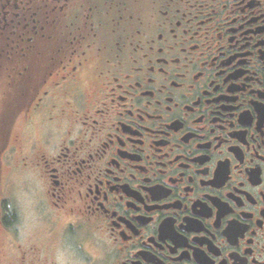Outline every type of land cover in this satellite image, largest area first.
Segmentation results:
<instances>
[{
    "label": "flooded vegetation",
    "instance_id": "af4514ba",
    "mask_svg": "<svg viewBox=\"0 0 264 264\" xmlns=\"http://www.w3.org/2000/svg\"><path fill=\"white\" fill-rule=\"evenodd\" d=\"M0 264H264V0H0Z\"/></svg>",
    "mask_w": 264,
    "mask_h": 264
},
{
    "label": "rangeland",
    "instance_id": "374dc122",
    "mask_svg": "<svg viewBox=\"0 0 264 264\" xmlns=\"http://www.w3.org/2000/svg\"><path fill=\"white\" fill-rule=\"evenodd\" d=\"M19 124H20L19 128L24 130V124H22V122H20ZM22 150H23V152H22L21 158L22 157L24 158V156L28 154V150H27V148H26V146L24 144H23ZM20 163L21 162H20V160L18 158L17 162L15 161L16 169L14 168V170L12 172V175H13L12 178H13V181L15 182V183L13 182L14 185L18 189L17 195L20 194L19 197H20L21 201H22V198H24L23 201L25 200L27 202L28 201V199H27L28 194L24 190L26 189V186L29 185L28 182H27L29 179L28 178L23 179L22 176H20V174L26 175L24 173V171H22L23 168L20 167ZM10 169H12V167ZM24 182H27V183L24 184ZM20 189H22V190H20ZM22 205H24V204H22Z\"/></svg>",
    "mask_w": 264,
    "mask_h": 264
}]
</instances>
